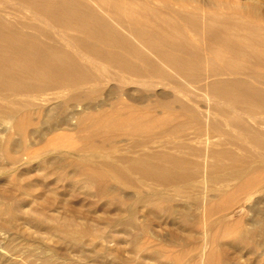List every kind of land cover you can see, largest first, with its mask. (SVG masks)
<instances>
[{
	"label": "rangeland",
	"instance_id": "obj_1",
	"mask_svg": "<svg viewBox=\"0 0 264 264\" xmlns=\"http://www.w3.org/2000/svg\"><path fill=\"white\" fill-rule=\"evenodd\" d=\"M18 1L0 0V11L10 6L20 9L5 16L9 21L16 22L19 31L43 42L48 53L52 48L57 49V61L64 63L75 74L88 72L96 78L92 76L77 87H66L64 84L67 82L55 77V81L46 88L13 94L14 86H10L0 91V264H264V170L260 169L264 167L261 164L264 161L256 160L258 154L264 155V147L246 140L240 130L230 124L227 126L222 115L209 110L208 107L214 105L226 108L222 104L224 99L216 98L201 88L204 82L212 79L206 78V73L213 70L224 73L213 78L236 77L234 72L225 68V61L235 59L237 62L238 59L237 63L248 62L246 65H249L251 59L237 55L224 43L223 35L211 37L207 34V26L195 24L191 19L189 22L179 15L180 10H186L203 18L227 16L232 22L245 21L264 29V0H158L160 4L157 0H116V3L103 0L109 5L107 12L97 6L102 4V0H86L97 6L109 20H112L113 14L136 11L147 26L164 24L167 30H171L173 26L170 24H174L171 36L186 38L190 43L187 50L174 53L198 63V68L204 72L201 77L206 79L196 77L188 83L184 76L178 75L151 53L147 43L143 44L145 40L160 44L149 32L142 39L130 34L129 31L140 26L141 22L112 21L120 29L122 25L126 26L129 30H123V33L150 54L176 82L163 78H152L148 82L133 80L134 76L95 61L85 52L82 42L68 40L46 17L30 11ZM157 10L160 14H153ZM239 32L242 33L243 29ZM69 33L86 43L92 42L82 33ZM163 48L170 50L167 45ZM73 60L83 64L80 71L73 65ZM31 63L46 71L38 61ZM145 67L149 69V66ZM257 68L264 72V66ZM1 78L7 81L10 77ZM30 78L34 84L42 83L40 78ZM244 78L248 84L264 88L256 76L244 75ZM15 81V84H21L20 80ZM122 89L128 94L124 96L125 103H116ZM94 90L92 97L77 104L80 110L95 114L85 118L81 126L77 125L75 118L66 120V113L77 107L76 102L68 101L69 96L75 92ZM174 98L188 103L195 110L208 113L210 121L220 122L222 128L229 132L223 136L231 137L242 147L225 145L227 148L245 160L252 161L254 158L256 162L242 164L243 168L247 166L240 180L214 183L208 173L210 164H205L211 159L203 161L204 158L197 155L202 150L203 153L206 151L205 143L213 139V134L220 133L206 126L205 122L200 132L196 125L193 127V123H189L192 127L188 124L181 132H171L169 127L158 132L131 133L134 126L157 125L161 119L180 113L178 102L169 104ZM254 106H246L252 107V111L246 107L245 111L243 107V111L234 109L227 115H239L248 121V125L264 133V125L252 122L254 118H264V107ZM99 110L103 112L98 116ZM13 114L18 119H26L25 134H19L13 127L3 130ZM190 114L181 115L177 121H191ZM202 120L208 119L203 117ZM10 124L15 125V121ZM102 135L115 137L110 142H102ZM20 141H23L21 145ZM180 143L188 148L185 145L184 149L179 148ZM169 154L203 164H190L187 171L191 177L186 180L165 182L131 171L128 164L121 161L141 155L144 159L171 167L169 163L156 159V156ZM255 155L258 157L255 158ZM108 163H114L126 175L113 172V164ZM226 163V168L232 165L228 161ZM83 166L94 168V172L104 171L108 181L105 179V183L99 185L90 181L80 172ZM174 170L180 171L178 168ZM246 183L250 189H247ZM237 184L247 191L241 189L235 200L224 203L222 211L211 216L204 215L205 202H218ZM223 185L224 190L219 189ZM115 192H119L118 196ZM109 195L114 198L111 200ZM153 201H162L166 206L158 212L152 209ZM200 201V206L195 208ZM12 205L13 209L8 212L5 207ZM187 211L190 212V222L182 224L180 218ZM83 228L88 229V233ZM68 231L73 232L80 243L79 240L75 242ZM190 234L192 239L188 241L186 236ZM237 234H242L243 239L237 238ZM98 236L101 239H95Z\"/></svg>",
	"mask_w": 264,
	"mask_h": 264
},
{
	"label": "bare ground",
	"instance_id": "obj_2",
	"mask_svg": "<svg viewBox=\"0 0 264 264\" xmlns=\"http://www.w3.org/2000/svg\"><path fill=\"white\" fill-rule=\"evenodd\" d=\"M19 1L22 4H24V6L27 7L30 11L32 12L34 11L36 13L39 12V14L43 15V17H46L53 24V26L58 28V30L61 31L66 38H68V40H71L77 43L79 42L80 44L82 42L85 46L83 48L85 49V52L89 54L90 56H92V58L95 61L107 63L108 65L116 67L120 72H124L130 76H134L135 79L133 80H137L141 82H148L152 78H163L166 80L176 82V79H174L172 75H169L168 73L166 74L164 70L156 64V62L152 59L150 54L144 51L140 46L135 44L132 40H130L123 33V30H127V31L129 30L127 29L126 26L122 25L123 29L122 28L120 29L113 24L112 22L113 20L117 23H121V22L139 23L141 22L140 26H138L137 28H132L133 30L129 31L130 34L134 36L135 38L140 37L142 39L144 34L146 32H149V34L155 39H157L160 44L158 43L155 44L152 42L150 43L149 41H146V40L143 42V44L147 43L151 48L150 52L153 53L158 58H160L161 60H163L166 63V65L172 67L173 70L178 75L184 76L187 83L192 82L193 79H195L196 77L199 78L204 74L202 69L198 68V63L188 60L187 58L174 53V51H177V50H184V49L187 50L190 46L189 45L190 43L188 42L186 38L181 39V38H174L173 36H171L172 31L175 28L174 24H170V26H173L171 30L169 29L167 30L164 27V24L156 25V26L154 25L147 26L146 22H143V20L139 18L140 15L136 11H125L121 15L113 14L114 17L112 18V20H109L108 18H106L105 14L100 12V10L107 12L109 8V5H107V2L103 0H102V4L97 5L95 3L100 8V10H98L97 6H94L92 3L86 0H19ZM109 2L110 0L108 1V3ZM113 2L116 3L117 1L113 0ZM16 11L19 12L20 9H16L12 6L7 7V8L5 7L2 12L0 11V91L10 86H14L13 94H16L17 92L19 93L20 91H23V90L29 91L33 89L46 88L48 85H51L52 82L55 81V77L58 79H61L62 81L67 82L66 84H64V86L66 87H70V86L77 87L78 85L89 81V79H91L92 76H94L88 72L86 73L81 72L79 75L75 74L72 70L67 68V66L64 63H60L57 61L55 57V54H57L58 52L57 49L52 48V51L48 53V49L46 48L47 46L43 42L39 41L38 39H36L29 33H26L24 31H19L17 29L18 27H16L17 25L16 22L9 21L8 18L5 17L6 14L9 16L10 14L11 15L15 14ZM157 12L159 13V11L157 10L153 14H157ZM179 13H180L179 15H182L184 19L186 18L188 21L189 19H191V21L195 22V24L200 23L202 25L207 26L208 28L207 34L209 36L219 38L223 35L224 43L230 49L236 51L237 55L239 56L247 58L248 60L251 59V62L249 65H246L248 64V62H246V64L237 63L238 59H237V62L235 59H230L229 61H225V64H224L225 68H227L229 71L231 70L232 72H234V75H236V77L228 78V79L213 78L220 74H224L220 72V70L219 71L213 70L209 73H206L207 74L206 78H212V79L207 82H204L205 84L203 83L201 85V88H204L208 94L215 96L216 98L224 99L222 101V104L226 108L220 107L219 105H214V106H209L208 107L209 110L211 109L215 113L222 115L223 118L225 119L224 121H227V126L230 124V126H233V128H237L238 130H240V132L244 134L246 140L253 142L254 144H256V146L258 145L260 148L264 147V133L260 132L258 129L254 127H251V125H248L247 124L248 121L246 120L247 121L246 122L239 115H236V116L227 115L228 113H230L231 110H234V109L236 110L239 109L241 111L245 109V111H247L246 108H248V111H250L252 107L249 108L246 106H249L251 104H254L258 107H264V88L248 84L246 80H244L246 79L244 78V75L246 76L254 75L256 76L257 78L256 80H258V82L264 84V72L259 71V69L257 68V66H260V65L264 66V29H262L259 26H254V25L252 26L250 23L245 22V21L244 22L243 21L242 22H237V21L232 22V19H230V17H227V16L223 18H219L216 16L203 18V17L198 16L197 14H194L192 11L180 10ZM231 24H232V27L230 28H233L235 32L231 31V29L228 27V26H231ZM242 29H243V32L240 33L239 31ZM69 31H74L76 33H82L84 36L91 38L92 42L86 43L82 39H79V37H77L76 35L70 34ZM165 45H167L170 50L164 49L163 46ZM106 47L110 49H106ZM116 49H122L124 52H118ZM131 58H134L135 60L139 61L141 64L137 61L132 60ZM34 60L42 64V66L46 69V71H43L38 66L31 63V61H34ZM248 60H245V61H248ZM72 63L74 66H77L78 68L77 70L80 71L83 64L80 62H75L74 60ZM146 65L149 66V69L145 67ZM48 69L51 72L50 75H48ZM1 76H9L10 78L6 79L7 81H5L3 80V78H1ZM21 76H23L24 78L23 79L19 78ZM30 76L40 78L42 83L34 84ZM94 77L96 78V76ZM201 78L203 80H206L203 77ZM121 79H123V77ZM15 80H17L18 82L20 80L21 84L20 85L15 84L14 83ZM124 80L126 79L124 78ZM152 82L154 81H151V83ZM94 93H95V90L94 92L90 91L86 93L75 92L69 96L68 101L69 102L74 101L77 104L82 99H87V98L92 97ZM125 95L127 96L128 94L124 89H122L118 97L116 98V103H125V97H124ZM176 102H178V107L181 110L180 113L175 114L174 116L169 117V118L161 119V121L157 125H151V126L148 125L145 127L134 126L132 130H130L131 133H148L151 131L158 132L160 130H166L169 127L172 130L171 132H181L183 131V129L186 130L187 128L186 126L189 123H193L192 126L196 125L198 127L197 128L198 132H200L203 129L202 123L205 122L204 124L205 125L207 124L206 126H209L213 130L215 129V132L218 130L217 132H220L221 134L220 133L213 134V137H212L213 139L205 143L207 147L205 149L206 151L204 150L205 152L203 153L202 152L203 150L202 151L200 150L201 152H198L197 155L199 157L200 156L203 157L204 158V159L202 158L203 161L208 158L211 159L210 163H205V164H210L209 165L210 169L208 173H210V175L214 179V183L216 181L217 182L216 184L218 183L223 184L231 180L233 181L234 179L240 180L243 177L245 168L247 166L245 165V167L243 168L242 164L243 163L251 164L252 162H256V161H253L254 158L252 161L245 160L243 156H241L240 154L239 155L236 154L229 147L227 148L225 145H231V146L233 145V146H236L237 148H242V147H240L238 143L235 142L231 137L230 138L226 136L224 137L223 135H228L229 132L225 131L224 127L222 128L223 125L221 126L220 122L215 121V120L210 121L209 120L210 116L208 113L200 111V110H195L188 103L178 100L177 98H174L173 100H171L169 104L173 105ZM84 108L86 109L88 107L84 106ZM254 110L255 109H253V111ZM261 110L262 109H260V112ZM102 112H103L102 110L101 111L99 110L97 112L98 116L101 115ZM188 113H191L189 115V119H191V121L189 122L177 121L181 115H186ZM94 114H95L94 112L86 113L84 109L80 110L77 104L76 108H72L66 113L65 118L66 120H71L75 118L77 120V125L81 126L85 118H88L89 116L91 117ZM104 114H107V112H105ZM255 115H253V117ZM203 117H205L208 120L203 121L202 120ZM182 119H183V116H182ZM252 120H253L252 122L256 123V125L258 124V126H260V124L264 125V118L262 117L261 119L254 118ZM12 121H15V125L10 124V122ZM25 121H26L25 118L18 119L16 114H13L10 117V120L8 123L9 125L7 124L4 127L1 125V127H3V130L5 131L13 127L14 129L17 130L19 134L23 135L25 134V129H26ZM93 123H97V122L93 121ZM190 125L191 124H189L188 126L192 127ZM224 125H225V122H224ZM220 128L222 131H220ZM114 137L115 135H102L101 139H102V142H110L112 139H114ZM21 142L23 141L19 142L20 145H21ZM180 144L181 146L179 148L184 149L185 144L184 143H180ZM213 147L216 149L218 147L219 149L214 150ZM186 148L188 147L186 146ZM191 150H194V149H191ZM258 155H259V158H258L259 160L258 159L256 160L259 162L264 161V155L262 154L261 155L258 154ZM258 155L257 156L255 155V158H257ZM140 156L138 155V157L137 156L127 157L121 161L125 164H128V167L129 169H131V171L134 170V171L141 173L142 176L144 177L146 176L147 178L149 177V178H153V179H157V180H161L165 182L186 180L191 177V174L187 171L190 164H196V166L198 164H200L199 166L203 164V162L199 163V162H196V160L195 161L188 160L186 158L177 157L172 154H169V156H163V157L156 156V159L158 161L169 163L171 167H168L164 165H159V163L152 162ZM153 159L154 158L152 157V160ZM225 160L230 162L228 163L229 165L230 164L232 165L226 168L227 163ZM108 164H113L111 165L113 172L115 170V173L117 171L120 174L122 173V175H126L125 173H123L124 170H121L122 171L121 172L119 170L120 167H118L117 169L116 168L117 166L115 165L116 166L115 167L114 163H108ZM261 164H264V163L261 162ZM174 168H178L180 169V171H176L174 170ZM207 169H206V172L208 171ZM260 169L264 170V167H260ZM80 172L85 174V176L89 178L90 181L95 182L98 185L102 184L105 181V179L106 181H108L107 174L104 171L99 170V171L94 172V168L89 167V166H83ZM108 185L110 184H107V186ZM249 186L250 185H247V187ZM222 187H225V185L220 186L219 189H223ZM241 189L243 191L246 190V189H243V187L241 188L240 184H237L236 186H234L230 194H228L225 198L219 200L218 202H214L211 204L209 203L207 204L205 202L204 203L205 205L203 206L204 215L211 216L214 213L222 211L224 209L223 208L224 203L226 202L228 203V202L235 200L240 195L242 191ZM247 189H250V187ZM112 193H110V195H112ZM115 193H116V196H118L117 193L119 192H115ZM105 194H107V192ZM110 195L108 198H110ZM112 196L110 198L111 200L114 198V197L112 198ZM102 197L104 198L105 196H102ZM117 200L119 201L118 198ZM122 201L123 199H121L120 202ZM153 202H152V209L158 210V212L164 209L166 206V204L165 205L162 204L163 203L162 201H156L154 203ZM201 202L202 201L198 203L195 202L196 204L193 203L195 204L194 207L198 208ZM115 203L116 205H118L117 201ZM123 204L125 203L123 202ZM107 205H110V204L107 203ZM5 208L9 212L13 209V205L12 207L7 206ZM4 209H2L1 211L3 212ZM169 209L167 210L169 211ZM115 210H116V207H115ZM189 213L190 212L188 211L185 212L183 217L180 218L182 224H188L190 222V221L188 222ZM83 229H85L86 233H88V229L86 228H83ZM67 233L68 235H70V237H72V239L75 242L79 240L77 237H74L73 232L68 231ZM186 238L189 241L192 239V235L190 234L186 236ZM237 238L243 239V235L237 234ZM95 239H101V237L98 236V237H95ZM79 243H80V240H79Z\"/></svg>",
	"mask_w": 264,
	"mask_h": 264
}]
</instances>
